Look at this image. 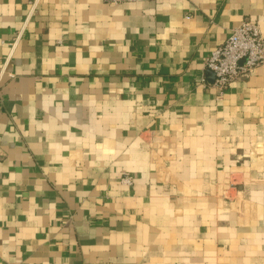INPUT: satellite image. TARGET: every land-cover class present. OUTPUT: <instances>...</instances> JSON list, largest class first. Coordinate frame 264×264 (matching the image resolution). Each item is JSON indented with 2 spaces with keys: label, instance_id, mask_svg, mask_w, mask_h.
<instances>
[{
  "label": "crops",
  "instance_id": "obj_1",
  "mask_svg": "<svg viewBox=\"0 0 264 264\" xmlns=\"http://www.w3.org/2000/svg\"><path fill=\"white\" fill-rule=\"evenodd\" d=\"M243 19L0 0V264H264V63L219 96L204 66Z\"/></svg>",
  "mask_w": 264,
  "mask_h": 264
},
{
  "label": "built area",
  "instance_id": "obj_2",
  "mask_svg": "<svg viewBox=\"0 0 264 264\" xmlns=\"http://www.w3.org/2000/svg\"><path fill=\"white\" fill-rule=\"evenodd\" d=\"M118 4L125 1L139 0H105ZM264 63V35L258 24L252 19H243L233 27L229 35L204 59L205 68L212 71L213 87L221 94L235 79L248 74L252 69ZM128 181L129 177H125Z\"/></svg>",
  "mask_w": 264,
  "mask_h": 264
}]
</instances>
